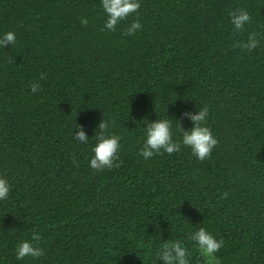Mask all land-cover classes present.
<instances>
[{"label": "trees", "instance_id": "trees-1", "mask_svg": "<svg viewBox=\"0 0 264 264\" xmlns=\"http://www.w3.org/2000/svg\"><path fill=\"white\" fill-rule=\"evenodd\" d=\"M240 8L251 22L234 32ZM137 18L142 30L125 35ZM104 19L100 0H0V32L16 34L0 48V175L11 185L0 264H153L164 239L202 264L186 239L200 226L224 241L216 264H264V0H141L115 32ZM251 32L260 44L249 52L237 45ZM202 106L218 141L207 159L184 146L140 154L148 122L171 119L177 139L191 127L181 113ZM103 117L121 140L114 166L97 171ZM33 232L43 257L16 260Z\"/></svg>", "mask_w": 264, "mask_h": 264}, {"label": "clouds", "instance_id": "clouds-1", "mask_svg": "<svg viewBox=\"0 0 264 264\" xmlns=\"http://www.w3.org/2000/svg\"><path fill=\"white\" fill-rule=\"evenodd\" d=\"M100 7L105 16L103 28L109 32H115L121 21L133 14L138 17L141 0H100ZM229 16L234 32L244 30L245 26L251 22L250 13L244 8L230 11ZM88 22L87 17H80L82 25H86ZM138 30H142L139 18L131 21L124 34L132 35ZM15 43L16 34L13 31L0 32V48ZM259 44L260 40L257 38V33L251 32L248 34L247 40L239 42L237 46L251 52ZM30 87L31 91L35 93L39 88V83H32ZM197 109V111L186 110L181 113V118L191 121V127L185 129L179 125L180 136L177 139L173 138L171 119L157 118L148 122L144 131L145 138L140 154L148 159L161 154V152L168 154L177 152L184 146L190 149L196 159L201 161L207 159L218 141L207 124L209 108L202 106ZM111 126L112 121L103 117L94 130V136L91 137L94 143L90 147L91 155L88 163L94 170L110 169L118 158L121 137L110 131ZM74 138L81 143H87L90 137L83 126L78 125L74 132ZM10 188L8 179L0 175V200L9 197ZM40 239L41 235L38 232H33L30 238L19 239L14 248L15 259L23 260L26 257L39 259L43 257L44 250L38 246ZM186 239L193 243L206 264H214L215 253L219 252L224 245L223 239H217L206 226H200L194 230L190 229L186 234ZM190 257L191 251L186 247L183 240L164 239V242L155 248L153 264H159L161 261L163 264H191Z\"/></svg>", "mask_w": 264, "mask_h": 264}, {"label": "rangeland", "instance_id": "rangeland-1", "mask_svg": "<svg viewBox=\"0 0 264 264\" xmlns=\"http://www.w3.org/2000/svg\"><path fill=\"white\" fill-rule=\"evenodd\" d=\"M202 264H206V262H205V260H204L203 257H202ZM214 264H216V259H215V257H214Z\"/></svg>", "mask_w": 264, "mask_h": 264}]
</instances>
